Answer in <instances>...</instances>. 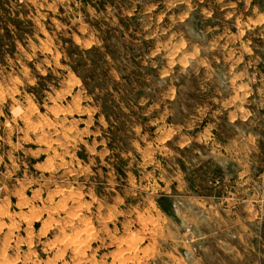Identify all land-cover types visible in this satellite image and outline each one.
Wrapping results in <instances>:
<instances>
[{
    "label": "rangeland",
    "instance_id": "374dc122",
    "mask_svg": "<svg viewBox=\"0 0 264 264\" xmlns=\"http://www.w3.org/2000/svg\"><path fill=\"white\" fill-rule=\"evenodd\" d=\"M224 1L185 0L192 25L205 14L202 27L222 32L184 42L165 8L142 40L124 20L142 9L122 16L126 0H0V264H188L186 251L201 253L198 264L256 260L174 212L214 177L243 171L185 127L230 103L264 127V9L233 0L242 6L221 12Z\"/></svg>",
    "mask_w": 264,
    "mask_h": 264
},
{
    "label": "crops",
    "instance_id": "0c3cea01",
    "mask_svg": "<svg viewBox=\"0 0 264 264\" xmlns=\"http://www.w3.org/2000/svg\"><path fill=\"white\" fill-rule=\"evenodd\" d=\"M133 1L126 0L128 5L123 2L121 8L126 10L122 12V16L135 14L134 10L142 9L143 15L140 19L132 16L124 19L135 23L136 28L139 27V31L134 34L135 39L147 40L155 36L154 29L157 27L159 19H162L160 13L162 8L171 10L163 18L165 19L164 23L168 22L173 27L180 26L177 29H182L181 33L178 31L168 32L172 35L171 38L175 40L179 39L185 42L190 38L195 42H204L208 40V31H213L215 37L222 32L215 21L210 29L202 27L203 21L212 20L205 14H202L201 18L192 25L190 21L195 13L191 11L185 18V0H169L168 2L157 0V2L147 3L142 8L133 4ZM236 5L242 6L233 0H225L219 10L221 12L231 11L236 8ZM248 7L264 9V0H250ZM247 18L251 23L250 25L257 21L255 15H250ZM120 21H117V24H120ZM146 24L153 28L152 34L147 33L145 27L142 28ZM185 24L192 25L195 29L188 26V31L185 34ZM158 27L160 29V25ZM122 28H125L124 24ZM202 52L205 53L206 50L201 48L199 53ZM257 54L264 56V44L262 48L257 50ZM216 66L217 70L224 71L220 65ZM240 107L237 103H230L227 113L207 114L208 117L206 114L199 116L198 122L194 123L193 126L185 127V134L187 133V137L190 134L197 137L201 148L204 146V150L208 151L211 157H218L217 160L220 159L221 163H223V159L231 160V163L237 161V168L243 169V171H238L234 178H228L227 174H224L222 180L220 179L218 182L215 180L220 177H214L209 181L212 191L208 192L207 195H185V199L183 198L185 202L178 200L174 202V212L179 215L181 212L179 205H181L184 209L181 218L184 221H182L185 224L192 220L197 221L198 229L203 232L206 241L208 240L207 233H210L207 230L212 226L211 233L213 235L219 234L229 240L228 242L221 240L216 242L222 246L219 245V248H222L223 251L232 249L239 253V249L242 248L241 250H248L250 254L256 255V260H253L251 264L258 262L264 264V242H259L262 239L260 235L264 231V127L255 128L258 125L254 121L259 119H255L250 113H238L236 109H240ZM262 121L264 124V115ZM222 124L230 127L228 132L221 131ZM256 169H260L261 173ZM225 181L231 183V190L222 191L220 189ZM224 200L227 203L223 206ZM209 216L213 222L218 221L220 224L210 225V223H206ZM183 232L185 234V227ZM188 260V264L200 263L201 253L197 251L196 254H193L190 251ZM188 260L185 259V261Z\"/></svg>",
    "mask_w": 264,
    "mask_h": 264
},
{
    "label": "built area",
    "instance_id": "2783aa9c",
    "mask_svg": "<svg viewBox=\"0 0 264 264\" xmlns=\"http://www.w3.org/2000/svg\"><path fill=\"white\" fill-rule=\"evenodd\" d=\"M216 182L220 181L219 178L215 180ZM187 232H191V229L187 228ZM190 256V252L186 251L185 257L188 258Z\"/></svg>",
    "mask_w": 264,
    "mask_h": 264
},
{
    "label": "bare ground",
    "instance_id": "6f19581e",
    "mask_svg": "<svg viewBox=\"0 0 264 264\" xmlns=\"http://www.w3.org/2000/svg\"><path fill=\"white\" fill-rule=\"evenodd\" d=\"M66 120V119H65ZM36 125H38V124H36ZM35 129V128H34Z\"/></svg>",
    "mask_w": 264,
    "mask_h": 264
}]
</instances>
